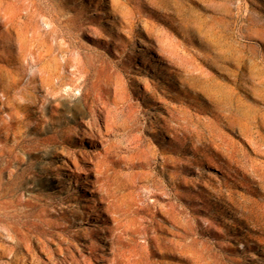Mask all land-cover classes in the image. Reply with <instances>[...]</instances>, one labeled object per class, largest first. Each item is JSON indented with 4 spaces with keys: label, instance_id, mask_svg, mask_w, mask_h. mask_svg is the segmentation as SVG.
Masks as SVG:
<instances>
[{
    "label": "rangeland",
    "instance_id": "rangeland-1",
    "mask_svg": "<svg viewBox=\"0 0 264 264\" xmlns=\"http://www.w3.org/2000/svg\"><path fill=\"white\" fill-rule=\"evenodd\" d=\"M0 264H264V0H0Z\"/></svg>",
    "mask_w": 264,
    "mask_h": 264
},
{
    "label": "bare ground",
    "instance_id": "bare-ground-1",
    "mask_svg": "<svg viewBox=\"0 0 264 264\" xmlns=\"http://www.w3.org/2000/svg\"><path fill=\"white\" fill-rule=\"evenodd\" d=\"M155 7V6H154ZM153 8V7H152ZM240 9V8H239ZM166 14V13H165ZM167 15V14H166ZM240 15V14H239ZM164 17V16H163ZM202 23V22H201ZM200 24V23H199ZM213 27V26H212ZM201 28V27H200ZM204 29V28H203ZM210 29V28H209ZM194 30H195V28H194ZM198 29H196V31H197ZM200 30V29H199ZM216 30V29H215ZM206 32H208L207 30H206ZM200 33V32H199ZM214 33V32H213ZM210 36H212V35H210ZM218 36V35H217ZM216 37V36H215ZM211 38H209V40H210ZM214 39V38H213ZM216 40V39H215ZM213 41V40H212ZM214 43V42H213ZM140 44V43H139ZM144 44V43H143ZM138 46H140V45H138ZM219 46V45H218ZM227 46H229V44L227 45ZM137 48V47H136ZM153 48V47H152ZM212 48V47H211ZM221 48V47H220ZM141 49V48H140ZM155 49V48H154ZM157 49V48H156ZM139 50V49H138ZM152 51V50H151ZM159 51V50H158ZM218 53V52H217ZM157 55H158V53H157ZM228 55V54H227ZM155 56V55H154ZM159 57V56H158ZM221 57V56H220ZM224 57V56H223ZM165 58V57H164ZM157 60V59H156ZM162 60V59H161ZM164 60V59H163ZM170 60V59H169ZM171 60H173V59H171ZM163 62V61H162ZM176 62V61H175ZM173 64V63H172ZM173 67V66H172ZM179 69V68H178ZM175 70H177V69H175ZM55 89V88H54ZM53 89V90H54ZM53 90H52V92H53ZM46 91V90H45ZM48 91V90H47ZM51 93V92H50ZM101 98V97H100ZM77 138L79 139V138H82V136H80V135H77ZM84 138V137H83ZM91 144V143H90Z\"/></svg>",
    "mask_w": 264,
    "mask_h": 264
}]
</instances>
